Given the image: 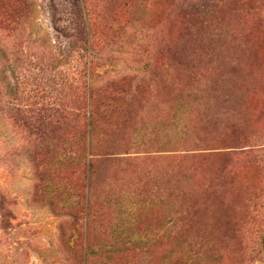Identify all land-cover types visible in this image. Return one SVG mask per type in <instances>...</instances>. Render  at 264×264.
Instances as JSON below:
<instances>
[{
  "label": "rangeland",
  "instance_id": "obj_1",
  "mask_svg": "<svg viewBox=\"0 0 264 264\" xmlns=\"http://www.w3.org/2000/svg\"><path fill=\"white\" fill-rule=\"evenodd\" d=\"M0 264H264V0H0Z\"/></svg>",
  "mask_w": 264,
  "mask_h": 264
},
{
  "label": "trees",
  "instance_id": "obj_2",
  "mask_svg": "<svg viewBox=\"0 0 264 264\" xmlns=\"http://www.w3.org/2000/svg\"><path fill=\"white\" fill-rule=\"evenodd\" d=\"M86 37L88 35V31L85 33ZM85 51V49H84ZM86 54V53H84ZM85 56V55H84ZM40 88V87H39ZM114 96H111V100ZM42 109H34L28 110L27 114H22L21 121L17 120L19 127L22 129H26L29 131L31 135L37 137V139H43L46 137H55L61 128L66 127L72 121L81 120V111L79 109H75L74 107H54L52 105H46L45 107H41ZM94 115V113H93ZM92 117V114H91ZM97 121L94 119L88 120V131L92 130V127L96 125ZM63 127V128H64ZM62 128V129H63ZM29 134V136H30ZM34 143H37L36 140H33ZM92 168V161L86 163L87 172Z\"/></svg>",
  "mask_w": 264,
  "mask_h": 264
}]
</instances>
